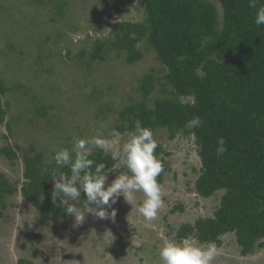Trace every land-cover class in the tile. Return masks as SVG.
Returning <instances> with one entry per match:
<instances>
[{"label":"rangeland","instance_id":"374dc122","mask_svg":"<svg viewBox=\"0 0 264 264\" xmlns=\"http://www.w3.org/2000/svg\"><path fill=\"white\" fill-rule=\"evenodd\" d=\"M140 1L0 0V80L6 89L0 94L6 111L0 124V151L15 152L11 160L0 152V181L3 178L15 188L4 195V207L0 205V264H161L164 238L196 242L175 234L182 225L212 217L218 208L222 192L205 199L195 192L199 161L193 140L179 133L171 138L165 129L154 133L164 170L160 174L163 207L152 221L136 210L143 203L142 192L136 193L132 206L119 197L108 209L115 210L114 220L87 214L79 225L69 215L51 217L42 225L40 210L21 195L25 157L56 165L57 151L72 150L76 139L96 136L111 141L113 151L121 150L128 131L115 129L116 110L131 99H141L137 83L143 76L152 72L161 78L148 106L168 96L160 91L163 67L146 41L137 44L142 57L133 64L113 53L105 62H95L89 72L83 64L94 42L105 39L115 22L143 21ZM58 2L65 3L60 15ZM67 50L71 59L64 56ZM89 149L101 150L92 145ZM121 167L117 162L114 170ZM107 175L105 187L119 173ZM217 247L220 255L212 264H264V247L241 256L233 233L221 236Z\"/></svg>","mask_w":264,"mask_h":264},{"label":"trees","instance_id":"16d2710c","mask_svg":"<svg viewBox=\"0 0 264 264\" xmlns=\"http://www.w3.org/2000/svg\"><path fill=\"white\" fill-rule=\"evenodd\" d=\"M56 6L60 15L65 3ZM261 6L264 0H257L256 8L249 7V0H141L143 21L115 22L105 39L94 42L89 58L81 60L88 72L95 62H105L112 53L133 64L142 57L137 44L146 41L163 67L160 91L168 96L148 106L161 78L152 72L143 76L137 83L141 99H131L116 110L115 129L134 131L139 120L153 133L165 129L171 138L179 133L193 140L199 161L195 192L204 199L217 192L222 195L212 217L182 225L175 235L218 246L221 236L233 233L241 256L264 247V25L254 23ZM64 56L71 59L68 50ZM5 91L0 80V94ZM44 110L42 106V115ZM5 114L0 105V124ZM194 117L201 119V126L187 129L185 125ZM220 137L225 139L227 151L217 157ZM161 150L158 144L157 157ZM0 152L9 160L15 157L10 148ZM89 159L94 166L104 163L107 174L127 172L124 166L114 170L118 161L102 150L90 152ZM39 160L34 163L23 158L25 181L20 192L27 203L40 210L39 222L44 225L51 217L68 216L64 205L51 202L53 188L49 185L70 171L67 166L58 168ZM157 181L160 184V175ZM13 192L15 188L1 178V206L4 195ZM83 201L82 193L77 206L82 207Z\"/></svg>","mask_w":264,"mask_h":264},{"label":"clouds","instance_id":"9594fccd","mask_svg":"<svg viewBox=\"0 0 264 264\" xmlns=\"http://www.w3.org/2000/svg\"><path fill=\"white\" fill-rule=\"evenodd\" d=\"M249 7L256 8L257 0H249ZM254 23L257 27L264 25V6L257 9ZM202 121L194 117L187 122V129L200 127ZM135 130L128 132L127 141L119 151L112 150L108 139L96 136L90 139H76L72 150L67 148L57 151L54 155L58 168L67 166L69 174L61 173L52 179V202L58 200L64 205V214L74 217L77 225L83 223L87 214L99 219H115L116 212L108 211L123 197L131 206L136 200V193L142 192L143 203L136 210L146 220L156 219L158 211L163 207L162 188L157 177L163 172V164L155 155L158 142L154 139L153 130L142 126L141 121H135ZM194 135V132L192 133ZM89 145L101 149L104 153L111 152L113 160L127 169L120 173L112 182L105 185L108 175L104 163L95 164L89 159ZM217 157L226 151V141L223 137L217 140ZM83 193V206H77ZM70 201L72 203H70ZM107 206V207H105ZM220 255V250L214 242L200 244L192 240L180 243L164 238V244L159 251L161 264H212Z\"/></svg>","mask_w":264,"mask_h":264}]
</instances>
